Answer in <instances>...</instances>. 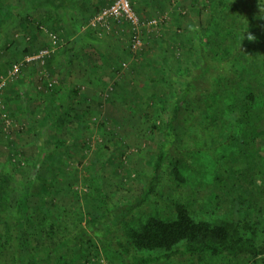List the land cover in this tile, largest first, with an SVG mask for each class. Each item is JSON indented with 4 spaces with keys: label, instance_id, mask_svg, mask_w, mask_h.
Wrapping results in <instances>:
<instances>
[{
    "label": "rangeland",
    "instance_id": "obj_1",
    "mask_svg": "<svg viewBox=\"0 0 264 264\" xmlns=\"http://www.w3.org/2000/svg\"><path fill=\"white\" fill-rule=\"evenodd\" d=\"M5 1L11 3L10 10L14 12L20 7L16 0ZM183 1L186 2L183 6L177 4V14L170 15V19L160 25L156 32L159 36L157 44L149 42L135 55L129 50L127 56L131 57L130 61L123 55L127 66L113 68L112 78L104 82V88L98 89L103 106H99L100 113L89 121L91 125L75 122L64 128L54 119L49 123L54 127H49L47 134L40 136L41 140L34 135V131L24 129L26 124L20 130L0 131V180L5 179L7 184L8 193L4 197L7 213L16 214V201L22 188L30 182L29 202L34 219L28 227L32 230L35 246L41 252L46 251L47 234L40 231L51 221L75 237L73 231L79 228L80 220L86 221V217L94 213L99 215L94 214L95 220L89 223L87 233L91 241L74 247L71 254L73 260L64 259L63 264H128L115 246L119 239L124 241L125 225L138 223L141 216L172 219L175 201L184 202L196 220L228 218V210L220 211L221 198L227 196L228 203L233 205L231 197L236 193L235 188L240 187L239 183L233 184L236 168L247 170L257 156H262L261 165L264 168V141L249 146L248 151L238 158L226 144L211 146L200 136L191 138L188 132L194 127L185 128L187 134L178 128L179 133L175 135L172 147L179 152L174 158L185 169L183 176L186 182L181 186L176 184L170 175L171 167L167 160L157 194L134 208L132 214L123 216V212H118L122 205L134 201L142 193L153 171L162 134L151 129V125L168 117L166 97L173 95L169 93L171 84L185 78L177 74L178 65L182 66L180 72L185 76L188 75L187 69L196 67L198 62L193 66L194 59L199 61L192 55L195 44L184 42L183 46L175 48V53H171V41L174 45L177 37L190 35L189 31L193 28H200L207 35L214 32L215 27L209 21L214 0ZM175 3L178 1L175 0ZM15 26L11 24L6 29L4 38L10 39L16 33L13 32ZM185 29L188 32L184 33ZM144 32L146 34L147 31ZM122 42L128 45V42ZM10 45L2 47L0 44V65L6 64L5 70L18 60L12 54ZM159 57L167 59L166 65H161ZM2 68L0 74H3ZM120 80H123L122 84ZM123 92L126 98L116 96ZM133 94L137 96L135 103L128 99ZM261 115H264L262 105L254 110L256 119ZM59 138L65 141L64 146L56 144L55 140ZM53 175H57L58 183L49 182ZM43 191L52 194L44 197ZM39 206L43 209L40 210ZM229 207L231 209L232 206ZM258 208L264 216V200L261 198ZM62 211L65 212L62 214ZM109 239H116L115 245ZM99 246L105 249L97 250L95 247ZM135 253L137 256L146 254L144 251ZM14 256L13 245L4 238L3 221L0 219V264H13Z\"/></svg>",
    "mask_w": 264,
    "mask_h": 264
},
{
    "label": "trees",
    "instance_id": "obj_2",
    "mask_svg": "<svg viewBox=\"0 0 264 264\" xmlns=\"http://www.w3.org/2000/svg\"><path fill=\"white\" fill-rule=\"evenodd\" d=\"M11 6L10 2L0 0L2 47L13 44L12 37L4 38L6 29L17 21ZM210 18V25L215 27L210 35L200 28H193L190 35L177 37L174 45L171 41V53H175V48L184 42L195 44L196 53L192 55L199 61L194 59L192 64L195 66L198 62L196 67L187 69L188 75L185 76L180 72L182 66L178 65L177 74L185 78L171 84L169 93L173 95L166 97L168 117L151 125V129L162 134L153 171L142 193L118 210L125 214L123 216L132 214L134 208L157 194L167 160L176 184L181 186L186 182L183 176L185 169L174 158L179 152L172 147L179 130L187 134L185 128L194 127L188 132L191 138L200 136L211 146L226 144L238 158L248 151L249 146L264 141V115L257 119L254 116L255 108L264 106V0H214ZM178 28L181 29L180 26ZM144 35V47L149 42L158 43L156 31ZM160 60L162 66L166 65L167 59L161 57ZM123 93L114 94L126 98V93ZM128 99L134 102L137 96L133 94ZM97 113L89 115L88 119ZM56 144L64 146L65 141L56 139ZM262 159V156H257L247 170L237 167L234 171L233 184L239 183L240 187L235 188L236 193L231 197L233 205L228 203L227 196L221 198L220 211L228 210V218L196 220L184 202L175 201L174 218L141 216L138 223L125 225L124 241L119 239L115 245L116 239L109 240L128 264H264V216L258 211L259 199L264 200ZM59 181L57 175H53L49 182ZM30 184L28 182L22 188L15 205L16 214L10 215L4 201L8 193L6 180H0V219L3 221L4 238L14 248L13 264H63L64 259L72 261L74 247L91 241L87 233L89 223L99 215L87 216L83 223L80 220L79 228L73 231L75 237L51 221L40 231L47 234L46 251L41 252L35 246L32 230L28 227L34 219L29 202ZM48 194L52 192H42L44 197ZM38 208L43 209L42 206ZM136 251L146 254L137 256Z\"/></svg>",
    "mask_w": 264,
    "mask_h": 264
},
{
    "label": "crops",
    "instance_id": "obj_3",
    "mask_svg": "<svg viewBox=\"0 0 264 264\" xmlns=\"http://www.w3.org/2000/svg\"><path fill=\"white\" fill-rule=\"evenodd\" d=\"M16 1L20 7L15 11L17 21L13 32L16 33L11 45L15 59L49 45L48 30L57 32L61 44L45 68L38 60L26 62L21 75L8 82L4 100L14 118L12 129L20 130L26 124L24 129L34 131V135L37 132L39 139L47 134L49 127H54V124L49 126L54 119L64 128L75 122L91 125L89 115L100 113L99 106H103L98 89L104 88V82L114 74L113 68H118L125 60L123 55L130 52L122 42L128 41V30L103 31L89 25L90 17L112 0ZM132 1L144 17L163 13L173 16L177 14V4H186L183 0L181 3L180 0L178 3L175 0ZM130 58L127 56L128 61ZM5 65L0 67L4 69ZM43 71L47 74L44 78ZM49 77L57 79L51 88L43 81ZM0 131L4 132L1 121Z\"/></svg>",
    "mask_w": 264,
    "mask_h": 264
},
{
    "label": "built area",
    "instance_id": "obj_4",
    "mask_svg": "<svg viewBox=\"0 0 264 264\" xmlns=\"http://www.w3.org/2000/svg\"><path fill=\"white\" fill-rule=\"evenodd\" d=\"M170 19L168 13L160 16L144 18L135 8L132 0H112L108 5L95 12L89 20V25L103 31H123L128 30V49L135 55L144 47V31H156L164 21ZM126 27V29H124ZM122 29V30H121ZM51 41L46 47L40 48L31 55H25L21 59L11 63L5 74H0V121L4 131H10L15 125L14 118L4 102V93L8 80L17 79L26 62L38 60L40 65L45 68L48 60L53 56L57 47L61 44L56 31L48 30ZM123 67L127 66L126 61H122ZM47 76L43 71L42 78ZM46 86L51 88L57 82L55 77H49ZM107 94V93H106Z\"/></svg>",
    "mask_w": 264,
    "mask_h": 264
},
{
    "label": "clouds",
    "instance_id": "obj_5",
    "mask_svg": "<svg viewBox=\"0 0 264 264\" xmlns=\"http://www.w3.org/2000/svg\"><path fill=\"white\" fill-rule=\"evenodd\" d=\"M251 39V37H249Z\"/></svg>",
    "mask_w": 264,
    "mask_h": 264
}]
</instances>
